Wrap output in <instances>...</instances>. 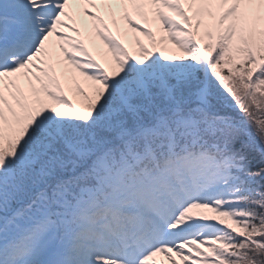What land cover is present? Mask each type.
<instances>
[{"label":"snow or ice","instance_id":"6c2138e0","mask_svg":"<svg viewBox=\"0 0 264 264\" xmlns=\"http://www.w3.org/2000/svg\"><path fill=\"white\" fill-rule=\"evenodd\" d=\"M0 264H264V0H0Z\"/></svg>","mask_w":264,"mask_h":264}]
</instances>
